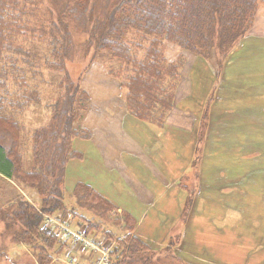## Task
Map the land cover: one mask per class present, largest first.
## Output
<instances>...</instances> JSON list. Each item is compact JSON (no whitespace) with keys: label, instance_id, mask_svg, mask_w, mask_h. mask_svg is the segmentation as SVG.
Instances as JSON below:
<instances>
[{"label":"trees","instance_id":"obj_1","mask_svg":"<svg viewBox=\"0 0 264 264\" xmlns=\"http://www.w3.org/2000/svg\"><path fill=\"white\" fill-rule=\"evenodd\" d=\"M260 1L0 0V175L41 199L16 197L4 215L8 227H21L13 239L32 249L38 264L54 261L65 243L55 231H44L46 214L71 215L87 234L113 242L110 264H145L154 251L134 234L135 217L120 213L92 186L78 183L66 197L67 165L83 158L74 141L92 136L82 124L90 95L70 65H85L88 58L93 63L106 52L128 112L162 126L176 104L185 60H169L167 43L204 58L226 56L252 28ZM44 70L60 74L51 82L58 92L47 102L48 122L33 130L28 170L20 116L42 104L40 88L49 83L39 82Z\"/></svg>","mask_w":264,"mask_h":264},{"label":"crops","instance_id":"obj_2","mask_svg":"<svg viewBox=\"0 0 264 264\" xmlns=\"http://www.w3.org/2000/svg\"><path fill=\"white\" fill-rule=\"evenodd\" d=\"M252 32L253 28L233 48L228 70H223L221 78L216 73L210 85L214 152L201 158L198 189L187 219L182 222L191 195L194 150L207 148V140L201 144L198 132L197 136L192 133L200 128L211 93L206 94L202 110L187 109L178 101L183 93L180 87L176 104L162 126L130 114L124 100L113 97L115 93L106 95V108L98 111L102 115L97 122L90 125L88 113L84 117L83 126L92 136L75 139L74 148L83 158L69 161L66 186L73 192L78 183H86L120 213L132 214L137 220L134 234L153 248L171 246L180 258L195 264H264V123L259 124L264 117V37ZM197 56L202 71L208 61ZM228 98L229 108L224 105ZM224 117H230L231 124L223 126ZM221 132L226 135L220 137ZM176 227L182 228L177 247L171 245ZM209 228H215L212 237L230 232L236 250H231V255L213 252L215 261L205 258L210 249L201 234ZM186 239L194 241L191 246L186 245ZM192 250L202 253V258L192 257L197 256L191 255Z\"/></svg>","mask_w":264,"mask_h":264},{"label":"rangeland","instance_id":"obj_3","mask_svg":"<svg viewBox=\"0 0 264 264\" xmlns=\"http://www.w3.org/2000/svg\"><path fill=\"white\" fill-rule=\"evenodd\" d=\"M253 32L255 36H262L264 37V0L260 1L258 10L256 12L254 24H253ZM166 55L169 60H178L181 58H184V63L181 68V76L182 81L178 87V91L180 92L182 87V96L178 97V101L181 100L183 102V106L187 109H193V110H202L201 104L206 97V94L209 95V97L212 95V99L207 101L206 109L203 110V116H202V123H200V128L198 131H194L192 133V136H200V142L203 144L205 139L207 140V148L203 149H196L194 150V156L196 159L193 161V169L190 174V190H191V204L187 205L186 211L187 215H189V209L192 207V204L194 203L193 200L195 198V193L198 189L199 184V168L201 163V158L207 154L208 156H213L214 149L211 148V142L214 139V123L213 121L209 123L210 120V109L212 107L213 103V86L210 85L213 83L216 77V73L219 74V77L221 78L224 75L223 70H228V64L230 61V54H226V56L219 54H214L210 58H206L208 61L207 65L204 67V70L200 71V61L197 59V54L186 51L182 49L180 46L173 44L171 42H168L166 45ZM43 51L42 53H44ZM93 54V53H92ZM109 57L106 52H101L97 56L96 60L93 63H90V58H88V62L85 65L82 64H71L70 67L72 68L73 73L76 76H79L81 81L82 87L88 92L90 95V101H89V109L85 113L88 116V122L90 125H93L97 122L98 118L102 115L99 114L98 111H102L106 108V95L115 93L113 97L120 98V102H123V96L122 94L118 93L119 89V82L114 79L110 73H109V67H112L111 62L108 61ZM218 65V66H216ZM202 67L204 65H201ZM217 67L220 69V73L217 70ZM229 74H227L228 76ZM60 77V74L57 75V73L51 74V72L44 70V75L42 79H39V82L42 80H46L49 83L40 85V91L42 92V104L40 105H32L30 106L25 112L20 116L21 123L23 126L26 127V131L24 133V136L22 138V142L25 147L24 152V163L26 169L30 170L31 166L33 165V154H32V144H31V137L33 134V130L45 125L51 115V111L47 108V102H49L53 97L57 95V88L55 86L51 85V82H54L57 80V78ZM229 92V91H228ZM123 93V92H122ZM104 98V100H98ZM229 97V95H228ZM226 99V97H225ZM177 101V97L175 102ZM229 98L224 101V105H227L229 108ZM119 102V100H118ZM92 106V107H91ZM97 110V112H96ZM206 112V117H205ZM194 114V113H192ZM84 115V116H85ZM223 119V126L226 125L227 122L230 123V117H224ZM84 120V119H83ZM264 123V117L259 119V124ZM83 124V122H82ZM231 124V123H230ZM213 125V126H209ZM207 126V127H206ZM209 126V127H208ZM225 128L223 129V131ZM209 132V133H208ZM207 134V138H204ZM226 133L222 132L220 133V137L225 136ZM193 139V138H192ZM198 140V138H197ZM196 153V154H195ZM197 175V176H196ZM256 176V175H255ZM188 179V176H186ZM186 182L188 180H185ZM183 181L180 180V187L182 186ZM70 194H72V191L66 186V197L68 200H70L69 197ZM22 196L25 199H28L30 202H35L39 204L40 197L36 196L30 190L19 186L16 181L8 180L0 175V264H38L36 255L32 249L29 247L23 245L22 243H17L16 240L13 239V233L17 230H20L21 227L19 225H13L12 227H8V222L5 220L4 212H7L10 210V205L12 202L16 199V197ZM188 204V201H187ZM233 217L235 212L232 213ZM58 215L59 218L62 219L60 214ZM200 216L199 214H197ZM211 215V214H210ZM71 215H68L66 219H63L65 222H67V226L70 230L74 231H80L81 227L78 225L77 221L71 222L72 218ZM212 216V215H211ZM188 217L186 216L185 219ZM205 218H203V224H205ZM215 220V219H214ZM213 220V222H214ZM228 220L231 221V216H228ZM176 234L179 233V236L175 237V241L177 244L175 246L177 247L180 242L182 241V228L176 227ZM215 232V228H212L210 230H205L206 234H201V240L207 239L205 243H207V248L209 247L210 251L204 256L205 258L210 259L212 261H215L213 258V252L221 253L226 255H231V250L235 251V246L231 242L233 241L230 232H226L225 234H216L212 237V233ZM191 231L188 230L187 234L188 237L190 235ZM211 236L212 239H208V237ZM65 243L63 242V251L62 253L57 257L54 256V261H52L50 264H97L98 262V254L95 252L92 248L74 244L73 241H71L69 238H66L64 236H61ZM95 239H100L97 236ZM185 239H183L184 241ZM198 240V239H197ZM16 241V242H15ZM193 241V240H192ZM190 240L186 239V245L191 246ZM225 241V243H224ZM194 242V241H193ZM217 242V244H216ZM223 242L222 245H220ZM103 243V242H102ZM106 250H108V260L106 261V264H110V254L111 249L113 247V242L110 243V241H106ZM184 243V242H183ZM171 246H164L161 248L151 247L154 251L151 253L150 259H148L145 264H195L194 261H187L184 258L179 257V253L177 254L176 250L173 248L169 255L166 253L167 248ZM196 247V246H194ZM172 248V247H171ZM200 251V248L198 249ZM155 252V253H154ZM201 252V251H200ZM224 252V253H223ZM191 255H197L192 256L195 258H202L203 254L199 253L197 250H192ZM202 255V256H201ZM90 258H93V261H89ZM138 264H140V261H138ZM207 264V263H206ZM208 264H216L214 262H208ZM218 264V263H217Z\"/></svg>","mask_w":264,"mask_h":264},{"label":"built area","instance_id":"obj_4","mask_svg":"<svg viewBox=\"0 0 264 264\" xmlns=\"http://www.w3.org/2000/svg\"><path fill=\"white\" fill-rule=\"evenodd\" d=\"M44 231H55L61 236L69 238L74 244H79L92 248L95 252L99 253V260L97 264H106L108 260V250H106V243H102L99 239L88 235L85 231L70 230L67 222L62 220L56 215L46 214L43 221Z\"/></svg>","mask_w":264,"mask_h":264}]
</instances>
